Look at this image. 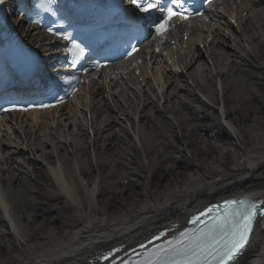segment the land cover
Instances as JSON below:
<instances>
[{
    "label": "bare ground",
    "instance_id": "6f19581e",
    "mask_svg": "<svg viewBox=\"0 0 264 264\" xmlns=\"http://www.w3.org/2000/svg\"><path fill=\"white\" fill-rule=\"evenodd\" d=\"M238 2L212 11L208 21L185 24L187 40L182 30L171 36L177 46L166 43L157 52L147 42L132 65L101 72L96 84L113 99L123 97L111 94L112 86L139 84L138 101L131 106L134 112L127 111L126 122L111 119L113 109L103 98L107 117L99 121L102 114L94 105L99 90L90 85L86 107L95 110L94 117L67 136L62 133L77 115L72 105L77 95L63 108L13 113L12 123L0 121L9 139L0 141V193L8 196L7 212L0 207V264H90L111 247H133L174 225L175 232L181 230L189 216L212 203L264 198V0ZM229 17L236 19L239 37ZM29 30L23 34L31 42L48 43L47 35L33 36ZM223 32L235 37L232 51ZM184 75L192 86L185 85L181 100L172 102L170 96L181 87L171 92L168 87ZM157 97L167 103L143 108ZM57 136L64 138L58 145ZM48 142L52 145L45 150ZM248 156L255 160L252 166ZM193 177L202 178L203 190L179 196L164 208L139 211L146 202L157 204V197L162 202L161 194ZM246 259L247 264H264V222L258 221Z\"/></svg>",
    "mask_w": 264,
    "mask_h": 264
},
{
    "label": "snow or ice",
    "instance_id": "6c2138e0",
    "mask_svg": "<svg viewBox=\"0 0 264 264\" xmlns=\"http://www.w3.org/2000/svg\"><path fill=\"white\" fill-rule=\"evenodd\" d=\"M211 5L213 0H206ZM4 0H0L3 4ZM130 3L135 6L136 13L134 15V30L129 32L125 42L126 52L125 55L132 57L140 51V48L134 40L138 39L140 21H150V27L154 29L157 37L161 41L166 39V36L172 29L176 27V21L189 22L195 17L207 19L202 11L194 9L189 6V0H130ZM56 0H38L35 8L40 12L50 14L52 17L57 16ZM158 13V17L153 20L151 13ZM140 14H146L141 16ZM33 23L40 24L41 20L36 19ZM235 23V21H233ZM52 32V29H48ZM59 35L62 39L69 41L71 47L67 51L72 56V66L75 67L81 59L86 55V48L79 42H76L71 33L58 32L53 33ZM187 39V34H185ZM175 44V41H173ZM160 51L159 48L156 49ZM97 67H101L97 65ZM88 70L85 69L84 73L87 74ZM83 83L80 76H65L60 79V83H53L47 86V91L59 102L63 103V97L58 95V89L62 88L64 84L71 87L69 95H74L78 90L77 86ZM64 91L67 92L65 88ZM53 104H41L40 107H53ZM7 110H17L16 108ZM26 111L27 109H19ZM221 115L223 112L221 111ZM224 123L233 132L236 131L232 124L225 120ZM189 156L192 153H188ZM264 159V156L260 157ZM249 166L255 163L253 156H248ZM243 163V161H241ZM216 173H223V169L215 165ZM221 177L217 175L215 179L219 180ZM200 177H193L187 179L183 187H176L173 190L161 194L163 201L157 197V204L150 201L139 206V211L143 212L149 208H164L166 205L171 204L173 199L179 196L187 197L190 193L201 191L205 188V183L201 182ZM213 181H207L211 185ZM8 196L6 193H0V207L5 212L8 209L7 203ZM73 203H76L74 200ZM79 214V212H77ZM86 217L81 216V219ZM126 219V217H121ZM11 219V217H9ZM259 222H264V198H241L224 200L221 204H214L200 210L193 214L188 223L195 227L185 228L179 231L171 239L166 240L165 243L159 244L147 251L142 258L133 260L131 258L125 259L119 257L117 254L122 251L121 248H115L108 252L102 253L96 257V261H104L107 264H247L246 255L251 247V239L254 235L255 229ZM108 223L109 221H104ZM113 223L115 221H112ZM91 226V221L86 227ZM13 231L19 233L20 229L14 225ZM113 231H117L114 229ZM168 235L167 231H163L155 235L148 241L152 244L154 240H160ZM107 238V234H102ZM75 238V237H73ZM69 252L74 251L68 245H63ZM140 248L147 249L146 244H141ZM132 252L137 256L140 253L136 252L133 248ZM44 252L41 255H48ZM67 254V253H65Z\"/></svg>",
    "mask_w": 264,
    "mask_h": 264
},
{
    "label": "rangeland",
    "instance_id": "374dc122",
    "mask_svg": "<svg viewBox=\"0 0 264 264\" xmlns=\"http://www.w3.org/2000/svg\"><path fill=\"white\" fill-rule=\"evenodd\" d=\"M236 33V34H235ZM235 34L234 36L235 37H239L241 35V33L239 32L238 28L235 30V32L233 33ZM36 36H38V34H35ZM235 37H231V38H227V44L229 42V48L228 50L229 51H232L234 49V46H235V43H234V38ZM206 55V54H205ZM207 66L209 67V69L212 67V64L210 61L206 62ZM130 80V79H129ZM192 80L189 79L188 76L184 75L183 77V81H179V79L177 78L175 81H173L171 83V85L168 87V92H171L174 90V87L179 86L181 87V91H175L174 93H172V96H170V100L173 102L174 100H181L178 96H180V94L183 92L184 88L186 87L185 85H191L192 86ZM128 86H121V85H118L116 84L115 86H112V88H110V91H111V94L113 93L114 95H119V96H122L123 98H120V97H116V98H112L110 95H107L106 94V90H102L98 87V86H95V90H99L98 93L94 96H96L94 99H95V108L97 109V113L99 114H102L99 118V121H101L103 118L105 119L107 116V114L105 112H103V108H101L103 106V104L101 105V100L102 98L105 100V102L109 105L110 108H112V112H111V119L115 122H121V123H124L126 122V117L127 116V113L128 112H134L133 108H131V106L133 104H136L138 99H137V93H138V87H139V84L137 83V81H131V82H128ZM181 85V86H180ZM144 88H146L145 86H143ZM113 95V96H114ZM90 95H86L85 93H81V95H79V100L75 103H73V107L76 109V106H77V111H75V115L74 117H72L73 120L72 123H68L67 125V128H68V132L67 133H62L63 136H67L68 133H70L71 131H74L75 129H78V127H80V125H83L84 122H86V118L87 121H90V115H93V113L95 112V110H91V108H87L86 105L89 107L88 104H86V100L87 98L89 97ZM119 98V99H117ZM143 97H142V101H143ZM78 104V102H80ZM130 103V104H129ZM143 103V102H142ZM148 104L143 107L144 109H147L149 107H152L154 106L156 109H157V106L158 105H163V104H166L167 101L165 99H160L159 97H157V99L155 98L154 99H149V101L147 102ZM91 107V106H90ZM142 108V109H143ZM87 111V115H86V112ZM128 111V112H127ZM68 116V114H67ZM67 121L69 119H66ZM66 129V128H65ZM52 132V134L54 135L55 132H56V129L54 131H50ZM49 132V133H50ZM107 133V132H105ZM72 135H75L72 134ZM59 137V138H58ZM61 140H64V138H61L60 136H57L54 141H55V144L57 143L58 144H61L63 141ZM50 145H52L50 142H48L44 148L45 150L47 149H50ZM17 156H19V154H17Z\"/></svg>",
    "mask_w": 264,
    "mask_h": 264
}]
</instances>
